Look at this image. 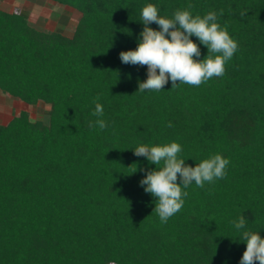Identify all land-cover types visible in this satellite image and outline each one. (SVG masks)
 Returning <instances> with one entry per match:
<instances>
[{
  "label": "trees",
  "instance_id": "trees-1",
  "mask_svg": "<svg viewBox=\"0 0 264 264\" xmlns=\"http://www.w3.org/2000/svg\"><path fill=\"white\" fill-rule=\"evenodd\" d=\"M54 1L81 13L72 36L0 9V90L50 105L48 123L25 110L0 123V264H239L232 222L264 237V0ZM149 3L166 18L215 11L238 43L224 75L137 91L147 66L119 53L137 47ZM97 119L108 127H89ZM172 141L187 165L217 153L229 164L203 188L181 185L182 208L161 223L139 183L156 165L133 149Z\"/></svg>",
  "mask_w": 264,
  "mask_h": 264
},
{
  "label": "clouds",
  "instance_id": "clouds-1",
  "mask_svg": "<svg viewBox=\"0 0 264 264\" xmlns=\"http://www.w3.org/2000/svg\"><path fill=\"white\" fill-rule=\"evenodd\" d=\"M191 8L189 4L183 10H175L171 18H166L159 15L158 8L151 3L142 7L141 22L144 27L137 38V47L119 53L124 64L147 66V79L138 82L137 91H160L169 79L172 88L178 83L199 86L213 76L224 75L225 62L233 57L238 43L229 35L227 27H221L217 22L215 11L201 16L193 15ZM151 23L157 24L159 29L150 27ZM193 35L207 47L208 52L203 59H194L201 56V51L191 39ZM98 100L99 97L94 100L92 114L103 117L104 109ZM94 126L101 130L108 127L104 119H97L95 125L89 124V127ZM168 126L171 127L170 122ZM133 151L134 155L143 156L156 165L139 183L145 192L156 198L153 211L158 214L161 223H166L182 208V196L188 193L182 192L181 185L186 189L194 182L203 188L206 182L222 179L229 164L228 159L217 153L196 163L195 167L187 165L185 159L178 156L182 148L175 141L164 145L140 144ZM232 223L237 230H243L239 241L246 243L239 264H254L256 261L264 264V237L259 231L246 228L243 215Z\"/></svg>",
  "mask_w": 264,
  "mask_h": 264
},
{
  "label": "rangeland",
  "instance_id": "rangeland-1",
  "mask_svg": "<svg viewBox=\"0 0 264 264\" xmlns=\"http://www.w3.org/2000/svg\"><path fill=\"white\" fill-rule=\"evenodd\" d=\"M5 6L7 8L10 6V10L28 12L31 25L40 30L56 31L67 36L73 35L81 17L78 10L54 0H0V9ZM22 110L28 111L33 121L49 122V104L39 101L36 105H30L0 90L1 124L8 123L15 114H19Z\"/></svg>",
  "mask_w": 264,
  "mask_h": 264
},
{
  "label": "crops",
  "instance_id": "crops-1",
  "mask_svg": "<svg viewBox=\"0 0 264 264\" xmlns=\"http://www.w3.org/2000/svg\"><path fill=\"white\" fill-rule=\"evenodd\" d=\"M2 9L5 10V11H8V12H13L14 11V10H10V6H9V8H7L6 6L2 7Z\"/></svg>",
  "mask_w": 264,
  "mask_h": 264
}]
</instances>
